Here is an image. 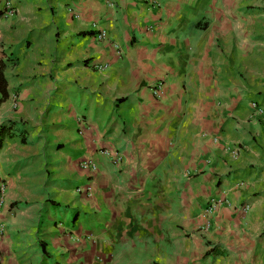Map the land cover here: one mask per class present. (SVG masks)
Wrapping results in <instances>:
<instances>
[{"label":"crops","instance_id":"crops-1","mask_svg":"<svg viewBox=\"0 0 264 264\" xmlns=\"http://www.w3.org/2000/svg\"><path fill=\"white\" fill-rule=\"evenodd\" d=\"M111 1L0 0V264H264V0Z\"/></svg>","mask_w":264,"mask_h":264},{"label":"built area","instance_id":"built-area-1","mask_svg":"<svg viewBox=\"0 0 264 264\" xmlns=\"http://www.w3.org/2000/svg\"><path fill=\"white\" fill-rule=\"evenodd\" d=\"M162 1H165V0H151V2H153L154 5H156L157 7H161L162 5ZM109 2L111 4L112 1L109 0ZM15 14V7L12 3L8 2L7 5H6V12H5V16L6 17H10V16H13ZM108 37V33L107 31L105 30H102L99 35L97 36L98 40H105L106 38ZM164 86H165V82L164 81H160L159 83H156L154 84L153 86V91H154V94L156 96H161L162 95V91L164 89ZM252 107L255 111V116H258V117H264V106H261L260 103L258 102H253L252 103ZM101 153L111 159L115 164H121L124 160V155L118 151H112V150H109V149H104V150H101ZM82 167L89 171L90 173L92 174H96L99 170V165L98 163L92 159V158H87L85 159L83 162H82ZM93 177V180L91 183L87 184V186L85 187H80L78 189V191L80 193H87L89 196H94L95 193H96V185H95V179H94V176ZM4 190V189H3ZM222 201L221 200H218L217 198H213L210 202V205L207 207V209L205 210V214L206 215H210V214H213L215 212V210L217 209V207L220 205ZM251 209V205H245L244 206V210L246 211H249ZM2 232V229L0 228V233Z\"/></svg>","mask_w":264,"mask_h":264},{"label":"trees","instance_id":"trees-1","mask_svg":"<svg viewBox=\"0 0 264 264\" xmlns=\"http://www.w3.org/2000/svg\"><path fill=\"white\" fill-rule=\"evenodd\" d=\"M5 55L3 53H0V102H5L10 98V92H9V81L6 77L5 69H6V63L4 61ZM21 124L16 121H8L7 123H4L0 127V151L4 147L5 142L9 138H13L15 136V132H13V128H16L20 126ZM24 142H27L26 138L22 139ZM43 244V243H42ZM44 255L48 257V253L43 248Z\"/></svg>","mask_w":264,"mask_h":264}]
</instances>
